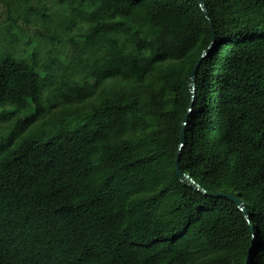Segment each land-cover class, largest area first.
Instances as JSON below:
<instances>
[{
	"label": "trees",
	"instance_id": "trees-1",
	"mask_svg": "<svg viewBox=\"0 0 264 264\" xmlns=\"http://www.w3.org/2000/svg\"><path fill=\"white\" fill-rule=\"evenodd\" d=\"M1 1L0 264H264V0Z\"/></svg>",
	"mask_w": 264,
	"mask_h": 264
},
{
	"label": "rangeland",
	"instance_id": "rangeland-1",
	"mask_svg": "<svg viewBox=\"0 0 264 264\" xmlns=\"http://www.w3.org/2000/svg\"><path fill=\"white\" fill-rule=\"evenodd\" d=\"M16 2V0H13ZM18 5V3H16ZM46 10L51 7V0H46ZM16 18V20H15ZM31 23H28L21 15L18 13V8L14 9L11 7V11L9 10L7 4L4 1L0 0V28H5L10 23H13L12 31L17 34L18 41V51L25 50V53L21 57V62L23 65L27 64L30 60L28 55L31 49L37 47L39 42L41 41L42 35V27L40 23V19L32 17ZM30 41V42H27ZM63 51H68V48L64 49ZM64 54H62L63 56ZM42 57H44L42 55ZM65 58V56H63ZM32 111L27 110L20 114V120L25 121L31 116Z\"/></svg>",
	"mask_w": 264,
	"mask_h": 264
},
{
	"label": "water",
	"instance_id": "water-1",
	"mask_svg": "<svg viewBox=\"0 0 264 264\" xmlns=\"http://www.w3.org/2000/svg\"><path fill=\"white\" fill-rule=\"evenodd\" d=\"M198 2L200 3V5L202 6L203 5V0H198ZM203 8V13L205 15V17L207 18L208 22H209V29L211 31V34H212V39H211V43L207 46V48L203 51V53L200 55V57L198 58L197 62L195 63V65L192 67V69L189 71L188 73V79L191 81V93H192V98L190 100V104L192 105L193 103V98H194V94H195V83L193 81V77H194V72L197 68V66L199 65L200 63V60H201V57L203 55H205V53L212 47V45L216 42V39H215V36H214V32H213V28H212V25H211V22H210V19H209V15H208V12L206 11V9L202 6ZM191 110V107H189L187 113L184 115V118H183V126L181 128V135H180V140H181V143L184 141V135H185V130H184V125L186 123V120L188 119L189 117V112ZM175 171H176V174L178 175V177L182 178V179H187L189 180L195 187L198 188V185L195 183V181L190 178L188 176V174L186 173H183L180 169V165H179V158H178V155L176 156L175 158ZM213 195H216V196H226L230 199H232L243 211H247V208L245 207L244 205V201L241 200V198H239L238 196H235L231 193H226V192H213L212 193ZM249 227L250 229H252V224L249 223ZM249 253H251V249H249Z\"/></svg>",
	"mask_w": 264,
	"mask_h": 264
}]
</instances>
